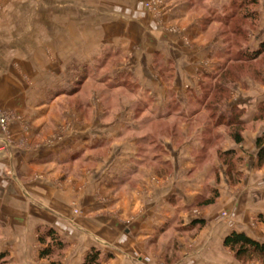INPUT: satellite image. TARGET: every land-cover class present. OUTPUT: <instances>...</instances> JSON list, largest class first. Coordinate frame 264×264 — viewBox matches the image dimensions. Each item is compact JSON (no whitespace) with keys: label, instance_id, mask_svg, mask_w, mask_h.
<instances>
[{"label":"crops","instance_id":"1","mask_svg":"<svg viewBox=\"0 0 264 264\" xmlns=\"http://www.w3.org/2000/svg\"><path fill=\"white\" fill-rule=\"evenodd\" d=\"M25 1L0 4V108L22 116L10 126L15 146L0 154V232L9 250L34 258L37 232L49 227L69 245L62 264H79L91 248L112 255L102 264H146L140 256L147 264H234L223 240L232 231L258 239L246 229L264 208V196L257 202L247 185L264 186V168L244 172L242 184L230 188L217 153H250L256 161L255 141L264 124L254 126L253 119L264 102V85L234 90L231 98L246 110L242 142L235 143L221 125L211 134L201 119L195 96L215 75L221 44L189 0H165L163 20L178 26L179 34L160 30L142 0L112 6L111 17L100 0L91 19L80 17V36L73 30V0ZM46 23L49 35L42 37ZM90 24L101 32L90 37ZM105 27L111 29L107 36ZM10 30L16 31L12 37ZM46 44L49 55L40 52ZM108 47L114 51L109 58ZM110 60L112 69L105 72ZM26 76L31 86L22 80ZM78 81L80 92L100 100L39 95L31 106L25 100L32 89L47 93ZM104 93H130L133 99L121 97L112 107ZM60 116L70 121L69 131L50 141ZM25 121L31 125L27 134ZM216 169L219 183L212 178ZM209 188L218 190L217 202L194 207ZM194 219H204L205 230L186 241L180 229ZM175 252L177 259L167 262Z\"/></svg>","mask_w":264,"mask_h":264},{"label":"rangeland","instance_id":"2","mask_svg":"<svg viewBox=\"0 0 264 264\" xmlns=\"http://www.w3.org/2000/svg\"><path fill=\"white\" fill-rule=\"evenodd\" d=\"M40 1L41 3H46V4L48 3V0H40ZM99 1L100 0L98 1L97 0H73V4H74V10H73L74 12L72 13L74 17L73 20L74 22H76L75 23L76 27L78 26L76 29H73L74 34L77 33V36H80L81 30L79 27L80 25L79 22L81 21L82 16L85 17L87 15L89 19H91L96 14L94 12H91L92 9L95 8V7L92 8V6H94V4L96 5V3ZM142 1L143 2L141 4V8L153 18V20L156 22L160 30H162L163 32L171 33V34L180 33L178 26L170 25L169 23H165V21L163 20V14L168 12L166 8L165 0H142ZM189 1L191 2L192 6L197 7L196 14L200 13L199 15H202L204 18V23L205 22L208 23L209 26L211 27V30L216 32L217 34L216 38L221 44L219 45L217 52L215 54V56L217 55L216 57L220 59V64L214 67L213 74L219 73L220 69L224 66L232 68L231 69L232 76L230 77V84L226 87V89H224L225 92L223 94H221L218 97L217 95L215 96L214 94H210V93L207 94V91L206 93H203V90H202L199 96L201 99H203V97L207 95L206 97L208 101H205V102H207L208 104L209 103L214 104V102L217 103L218 100L223 101L219 103L221 107L220 106L216 107L214 108V110H208L204 105L201 106V109L203 110L201 119L202 121H207L208 129H210L211 134H214V133L216 134L218 132V131L215 132L214 130L215 126L217 125L218 126L221 125L219 127H221V129H225L226 133L228 134L229 129L226 128L227 121L225 122V119L231 114L232 116H235L233 117V119L237 118L238 116L241 118L246 112L245 109H243L242 111L240 107L236 106V103L234 102L236 100L235 98H231L232 95L235 96L234 90L236 88L250 89L251 87L255 88L256 86L264 85V54H262L259 58L253 61H245L243 58H241L243 57V54L247 52H253L254 50L258 48L261 42H264V0H189ZM13 2H14L13 0H5L4 2L0 0V4L1 3L3 4L13 3ZM14 3L28 4V1L17 0ZM102 3H103L102 5L108 6L109 11H106L105 15L110 16V17L111 15H109V13L111 14L113 13L112 6H115V7L118 6L122 8L124 7L123 4L127 5V2L124 0H119V2L117 0H103ZM81 7L83 8L82 11H81ZM43 15L44 17L45 16L47 17L48 13H45ZM13 21L15 22V20ZM41 26L42 27L40 28V36L42 37L48 36L49 35L48 23L42 24ZM98 31L100 33L101 29L99 28L98 30L97 28H94V26H91L90 24V28H89L90 37H92L93 35L95 36ZM104 31H106L105 34L107 36L109 35L108 32L111 31V29L108 27H105ZM15 32L14 30H10V37H12L13 34H15ZM19 36H22V35H19ZM40 49H41L40 50L41 54L49 55V45L48 44L40 45ZM104 51L105 53H107L108 58L111 57L114 53V51L110 49L109 47L106 48V50ZM99 63H102V62H99ZM112 63L113 62H111L110 60L108 64L104 66L105 72L112 69V65H113ZM96 67H97L96 63L91 67L92 69H90V73H89L90 78L95 77L94 75L95 71L93 70V68H96ZM22 80H24L27 86L32 85L31 77H27V76L22 77ZM89 85L91 88L92 87L91 83H89ZM206 85L208 86L212 85L211 80L210 81L208 80L206 82ZM58 89L60 88L58 87ZM58 89L53 90L51 92H47V93H41V94L37 91L34 92L32 89L31 91L25 92L24 94L25 100L30 104V105L28 104V106H31L34 100L38 101L39 95L44 96L46 100L52 99L54 97L62 98L63 96L68 97L67 98L68 100H73L74 102L75 101L81 102L85 99L89 100L90 102L94 100H100L96 96L97 95L96 93H92V92L85 93L84 91L80 92V89H81L80 81H78V83L77 82L74 83L72 85V88L68 87L67 89H60L59 91ZM102 96H103V100H105V102H108L112 107H115V105H117V102H119L121 97L126 96L130 99H133L130 93L129 94L127 93H122V94L104 93L102 94ZM225 96L226 98H224ZM1 99H4V98L3 96L1 97V94H0V100ZM195 99L198 100L196 96H195ZM231 99L233 102H232V106L230 107L228 103L231 101ZM144 100L146 99L144 98V95H143V98L141 101L143 102ZM190 102H191V98H190ZM259 105L260 103L258 104V106ZM258 106H257V113L254 115V117L259 115ZM0 109L3 110L8 115V119H9L8 130H9V135H10V126L12 122H15V121L21 122L22 116L17 115L16 112L12 110H6L2 108ZM188 111H191V109ZM89 112L91 114V110ZM260 112L262 114V118H264V111H260ZM137 115H140V114H137ZM212 115L213 117H211ZM74 117H76V115ZM61 119H62V122L58 126L56 132H52L53 134L50 138V141H53L55 139H61L63 136H65L66 132L69 131V129L67 128H68V123H70V121L68 119L66 121L62 117ZM217 120L220 122H217ZM25 122L26 124L23 125V128H24V132L27 134L31 128V125H29L27 121ZM254 122H255L254 126L260 125V123L258 124V122H261L262 124H264V119L259 120V121H254ZM158 128H161V126L159 125ZM249 130L251 129L249 128ZM262 134H264V130H262ZM0 136H1V131H0ZM204 138H207V136ZM206 140H210V138ZM11 143L12 145H14L13 142ZM256 153H257V150H256ZM212 157H213L212 155H209V160L213 159ZM250 157H251L250 153L248 155L246 154L245 158L239 157L240 158L239 162L238 163L232 162L234 164H232L233 166L231 168L228 167L227 164L223 165L224 169L222 170L223 172L222 174L224 178L222 179H226L225 177H227L226 184L228 185V187L234 188V187L240 186L242 184V176L244 172L247 173L249 171L248 173L250 174L251 169H258L256 167V161L255 162L253 161L252 163V160L249 159ZM219 175H220V172L217 169L216 171H214V174L212 173V178L216 176L218 183L220 182ZM251 185H252L251 182L249 183V185H247L250 187L248 194H251L252 198H255L256 201L258 202L261 199V197L264 196V186L255 187L256 184L254 186L253 185L251 186ZM207 192H208V189L203 190V195L206 194ZM195 206L196 205H194V207ZM262 209L261 211L257 212L256 216H254L253 220L250 221V223L248 224L249 230L246 229V232H257L258 239H254V240H257L260 242H264V223H262L258 219V215L264 216V210ZM78 214H80L79 211L76 208H74L73 215L77 216ZM196 214L197 213L195 212L194 216ZM220 216L224 220L228 218L227 215L225 214H221ZM200 220L204 221V223L201 226L195 225V226L190 227V224L193 221L192 220L189 222L187 226L180 229L181 231H184V235L186 236V241L188 238L191 239L194 236L196 237L198 233L203 232L205 230L206 221L204 219H200ZM189 230L190 232H188ZM37 237H38V233L36 236V242L38 243ZM7 240L8 239L5 233L0 232V254L2 253L5 255V258L0 261V264H35L37 263V260L44 261L47 264H49V261L47 259L38 258L39 249L42 248L39 245V243L37 244L34 250V258H29L27 254L11 252L8 248L9 242ZM62 240L67 244V247L60 255L56 256V259L60 261V264H62L65 258L66 251L69 246L68 243L63 238ZM224 249L229 254H231L230 256L232 257V261L234 264H264V262L260 260H252L249 262H239L235 259L234 254L231 251H229L226 248ZM177 256L178 254L176 252L171 253L170 256H168L169 260L167 259V262L169 261L170 263L174 258L177 259ZM183 257H186V256L183 255ZM140 259H141L140 262L144 261L146 264L149 262V259L146 258L145 256H140ZM137 260L138 259L134 258L133 261L137 262Z\"/></svg>","mask_w":264,"mask_h":264},{"label":"trees","instance_id":"3","mask_svg":"<svg viewBox=\"0 0 264 264\" xmlns=\"http://www.w3.org/2000/svg\"><path fill=\"white\" fill-rule=\"evenodd\" d=\"M262 54H264V42H261L258 48L253 52H247L243 54V57L241 58H243L245 61H253L259 58ZM231 69L232 68H229L227 66L222 67L219 73L215 74L209 79V81L211 80L212 85H206L203 88V93H206L207 91V94H214L218 97L223 94L225 92L224 89H226V87L230 84V77L232 76ZM206 96L207 95L203 97L204 100L199 97L198 102L200 107L204 105L208 110H214V108L220 106V102H223L218 100L217 103L214 102V104H208L207 102H205L208 101ZM224 98H226V96ZM260 111H264V102L260 103V105L258 106L259 115L254 117L253 121L264 119L262 118V114ZM211 117H213V115ZM233 117L235 116H232L231 114L225 119V122L227 121L226 128L229 129L228 135L235 143H241V132L244 127L242 122L240 121L239 116L234 119ZM217 122L220 121L217 120ZM255 146L257 150L256 167L260 169L264 167V134L256 139ZM217 156L223 165L227 164L230 168L233 166L232 164L238 163L240 160L237 153L233 150L225 152L218 151ZM215 181L216 183L218 182L217 179H215ZM206 194H202L196 199L195 207L202 208L214 205L219 197L218 190L214 188H209ZM258 219L262 223H264V216L258 215ZM203 223V220L196 219L191 222L190 227L195 225L201 226ZM37 233L38 243L42 247L39 249L38 258L47 259L49 261V264H60V261L56 259V256L60 255L66 249L67 244L52 228L46 227L43 229H39ZM223 247L231 251L234 254L235 259L239 262H249L252 260H260L264 262V242L254 240L247 236L245 233L232 231L227 236H225L223 240ZM4 258L5 255L1 253L0 261ZM111 258V254L106 253L102 255L99 250L91 248L85 254L79 264H102L103 262H106Z\"/></svg>","mask_w":264,"mask_h":264},{"label":"built area","instance_id":"4","mask_svg":"<svg viewBox=\"0 0 264 264\" xmlns=\"http://www.w3.org/2000/svg\"><path fill=\"white\" fill-rule=\"evenodd\" d=\"M8 125H9L8 115L3 110L0 109V131H1L0 154L4 153L5 151L13 147L9 135Z\"/></svg>","mask_w":264,"mask_h":264}]
</instances>
